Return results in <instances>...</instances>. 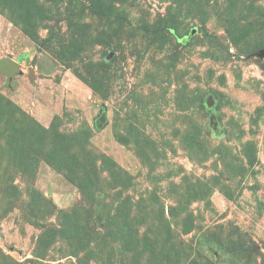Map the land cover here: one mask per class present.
<instances>
[{
    "label": "rangeland",
    "instance_id": "1",
    "mask_svg": "<svg viewBox=\"0 0 264 264\" xmlns=\"http://www.w3.org/2000/svg\"><path fill=\"white\" fill-rule=\"evenodd\" d=\"M263 47L264 0H0V264H264Z\"/></svg>",
    "mask_w": 264,
    "mask_h": 264
},
{
    "label": "water",
    "instance_id": "2",
    "mask_svg": "<svg viewBox=\"0 0 264 264\" xmlns=\"http://www.w3.org/2000/svg\"><path fill=\"white\" fill-rule=\"evenodd\" d=\"M257 54H258V56L263 57V56H264V48L261 49ZM112 56H113V54L110 53V57H112ZM18 71H19V70L16 69V71L12 72V73L9 75V77H8V82H9V83L11 82L12 77H13Z\"/></svg>",
    "mask_w": 264,
    "mask_h": 264
},
{
    "label": "trees",
    "instance_id": "3",
    "mask_svg": "<svg viewBox=\"0 0 264 264\" xmlns=\"http://www.w3.org/2000/svg\"><path fill=\"white\" fill-rule=\"evenodd\" d=\"M263 48H264V47H263ZM263 48H262V49H263ZM260 50H261V49H260ZM260 50H259V51H260ZM259 51H258V52H259ZM13 64H15V63L13 62Z\"/></svg>",
    "mask_w": 264,
    "mask_h": 264
}]
</instances>
